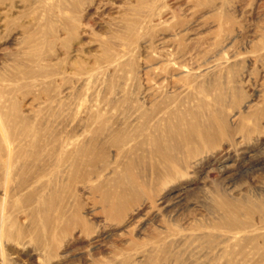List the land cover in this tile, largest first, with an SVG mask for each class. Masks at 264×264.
<instances>
[{
    "label": "rangeland",
    "instance_id": "374dc122",
    "mask_svg": "<svg viewBox=\"0 0 264 264\" xmlns=\"http://www.w3.org/2000/svg\"><path fill=\"white\" fill-rule=\"evenodd\" d=\"M0 264H264V0H0Z\"/></svg>",
    "mask_w": 264,
    "mask_h": 264
},
{
    "label": "bare ground",
    "instance_id": "6f19581e",
    "mask_svg": "<svg viewBox=\"0 0 264 264\" xmlns=\"http://www.w3.org/2000/svg\"><path fill=\"white\" fill-rule=\"evenodd\" d=\"M127 31H128V30H127ZM43 36H44V35H43ZM157 65H158V64H157ZM152 107H153V106H152ZM198 121H199V120H198ZM198 121H197V122H198ZM187 122H188V121H187ZM198 123H200V122H198ZM188 124H189V123H188ZM177 125H178V124H177ZM184 125H185V124H184ZM156 126H157V125H156ZM181 126H182V125H181ZM192 126H193V125H192ZM194 126H195V125H194ZM202 126H203V125H202ZM178 127H179V126H178ZM197 127H198V125H197ZM203 127H205V126H203ZM203 127H202V128H203ZM179 128H180V127H179ZM169 129H170V128H169ZM199 129H200V128H199ZM208 130H209V129H208ZM212 132H213V131H212ZM179 133H180V132H179ZM182 133H183V131H182ZM201 133H204V130H202ZM180 134H181V133H180ZM206 134H207V133H206ZM206 134H205V135H206ZM208 134H209V132H208ZM177 135H178V134H177ZM183 135H185V133H184ZM205 135H204V136H205ZM168 136H169V135H168ZM190 136H191V135H190ZM210 136H211V135H210ZM210 136H208V137H210ZM123 137H124V136H123ZM181 137H182V136H181ZM202 137H203V136H202ZM206 137H207V136H206ZM190 138H191V137H190ZM184 139H185V138H184ZM207 139H208V138H207ZM173 140H174V139H173ZM171 141H172V140H171ZM106 146H107V145H106ZM155 148H156V147H155ZM182 150H183V149H182ZM170 236H171V235H170ZM165 245H166V244H165ZM195 249H196V248H195ZM164 258H165V257H164ZM198 258H199V257H198ZM189 259H190V258H189Z\"/></svg>",
    "mask_w": 264,
    "mask_h": 264
}]
</instances>
